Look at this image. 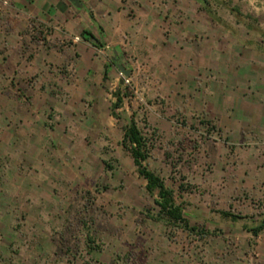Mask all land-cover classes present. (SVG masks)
Wrapping results in <instances>:
<instances>
[{"label": "crops", "instance_id": "0c3cea01", "mask_svg": "<svg viewBox=\"0 0 264 264\" xmlns=\"http://www.w3.org/2000/svg\"><path fill=\"white\" fill-rule=\"evenodd\" d=\"M3 1L0 219L7 227L18 221L17 207L43 214L59 205L56 175L70 162L60 149L70 150L79 133L85 143L88 131L102 141L118 132L122 146L123 128L131 119L139 124L135 101L130 110L122 92V65L148 106L168 105L169 134L189 128L178 117L208 132L181 179L174 172L167 185L151 171L175 192L190 225L219 234L210 230L207 247L194 255L187 240L171 235L182 228L159 221L168 236L148 249L147 264H264V231L252 232L264 220V29L222 28L207 0L206 7L198 0ZM253 15L239 22L260 19ZM132 228L127 242L141 252Z\"/></svg>", "mask_w": 264, "mask_h": 264}, {"label": "rangeland", "instance_id": "374dc122", "mask_svg": "<svg viewBox=\"0 0 264 264\" xmlns=\"http://www.w3.org/2000/svg\"><path fill=\"white\" fill-rule=\"evenodd\" d=\"M207 2L215 9L216 14L221 16L222 28L227 25L236 28L264 29L262 4L252 8V4L244 0ZM250 13L259 16L260 19L255 20L253 17V21L247 19L239 22L244 14ZM246 23L249 25L246 26ZM118 76L120 77L119 71ZM126 78L128 82L122 79L121 81L122 92L126 97L128 95V99H125L129 100L127 107L130 109L129 104L132 100L135 101L134 106L139 112L136 118L155 144L151 158L146 162L147 167L160 174L167 185L170 174L174 172L173 176L181 179L183 169L186 167L184 163L188 162L189 167L195 165L198 159L196 149L208 132L199 126L198 121H193L195 125H191V119L187 122L186 119L181 120L178 117L173 118L177 121L176 124L179 122L187 124L189 128L187 131L169 134L168 115L171 114L168 113V105L153 106L149 103L151 110L145 100L134 93L128 75ZM115 101L116 97L112 102L114 118L121 112L116 111ZM153 110H156V113L151 116ZM127 120L128 118L118 120L119 129ZM84 135L85 143L82 142L79 133L70 150L60 149V155L70 162L62 164L60 172L56 175L59 179L57 190L60 192V202L58 206L52 208L53 212L37 214L31 209L28 212L17 207L15 215L18 221H14L13 228H8V222L0 219V264H83L87 257L96 261L92 264H147L152 258L148 249L154 251L155 240L161 236H168V231L163 230L160 223L156 225L159 221L147 217L156 210L155 195L146 192L145 181L137 174L131 156L119 141L117 143L120 133L110 134L108 141L97 140L96 133L89 131ZM180 146H183L182 149ZM168 154L172 157L171 164L168 163ZM104 161H107L109 168ZM69 176L70 178L75 176L76 179L66 181ZM85 226L89 228L94 241L101 248V251H94L89 256L85 254L83 243ZM133 226L140 233L135 238L136 245H145L141 252L137 253H133L131 244L134 243L127 242L128 239L132 241L130 238L133 237ZM182 230L177 232L175 229L170 231L172 232L170 234L176 239L187 240L188 249H191L194 255L202 253L207 247L208 242L205 238L211 235L208 234L210 230L214 234H219V231L213 229L197 228V232L202 230L205 233L204 236ZM227 239L229 242L232 241L230 238ZM148 243L152 244L151 247ZM250 254L253 256L255 252L252 251Z\"/></svg>", "mask_w": 264, "mask_h": 264}, {"label": "trees", "instance_id": "16d2710c", "mask_svg": "<svg viewBox=\"0 0 264 264\" xmlns=\"http://www.w3.org/2000/svg\"><path fill=\"white\" fill-rule=\"evenodd\" d=\"M206 7V0H198ZM121 98L118 96V101ZM122 146L129 153L132 158V162L136 167L137 173L145 180V190L150 195H155L154 205L155 212L149 213L148 218L154 221H161L172 227L182 228L190 233L196 232L200 236H204L205 233L201 231L197 232L195 226L190 225L189 221L182 215V202L178 201L175 197V192L165 185L164 179L153 171L149 170L145 164V161L150 157L152 147L154 145L153 138L143 130V128L134 120L123 128ZM109 168V164H105ZM230 218H237V216L229 213H223ZM84 223V222H83ZM85 224V223H84ZM85 237L83 243L85 247V254L90 255L94 251H101L100 245L94 241V238L89 232V228L85 226ZM264 231V220L258 225L252 228L253 233ZM96 263L91 257H87L83 260V264ZM93 263V264H94Z\"/></svg>", "mask_w": 264, "mask_h": 264}, {"label": "built area", "instance_id": "2783aa9c", "mask_svg": "<svg viewBox=\"0 0 264 264\" xmlns=\"http://www.w3.org/2000/svg\"><path fill=\"white\" fill-rule=\"evenodd\" d=\"M3 2L7 4V0H4ZM79 39L80 38L78 36L71 37V40L72 41H78ZM119 75H120V77H121V79L123 81L128 82V80H127V78H126V76L124 75L123 72L119 71Z\"/></svg>", "mask_w": 264, "mask_h": 264}, {"label": "water", "instance_id": "95a60500", "mask_svg": "<svg viewBox=\"0 0 264 264\" xmlns=\"http://www.w3.org/2000/svg\"><path fill=\"white\" fill-rule=\"evenodd\" d=\"M68 1H70L74 4H78V0H68ZM117 67H118L119 71L123 72L126 76L128 75V72L125 70L124 66L118 65Z\"/></svg>", "mask_w": 264, "mask_h": 264}]
</instances>
